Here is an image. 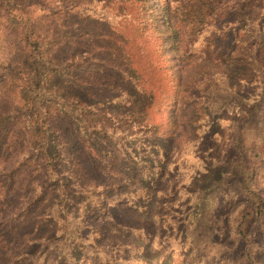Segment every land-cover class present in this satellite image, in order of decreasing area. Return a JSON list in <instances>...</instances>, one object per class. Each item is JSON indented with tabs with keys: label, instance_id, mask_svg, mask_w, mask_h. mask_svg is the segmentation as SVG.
<instances>
[{
	"label": "trees",
	"instance_id": "1",
	"mask_svg": "<svg viewBox=\"0 0 264 264\" xmlns=\"http://www.w3.org/2000/svg\"><path fill=\"white\" fill-rule=\"evenodd\" d=\"M151 2L122 0V15L132 30L127 38L106 39L103 22L94 14L102 15L109 7H94L98 0H0V50L10 64L0 92V264L117 263L115 255H108L111 241H105L109 232L118 231L94 223L110 219L109 225H114L109 214L114 203L98 197L79 199L72 211L64 202H73L78 193L108 189L111 183L105 179L144 186L146 175H153L156 167L160 176L166 175L176 147L170 139L157 142L155 128L160 120L156 113L172 106L165 105L176 79L168 43L177 62L189 55L209 57L217 47L216 34L228 39L230 30L239 29L244 58L240 65L232 64L234 69L247 71L241 79L250 80L248 52L256 50L264 78V0ZM159 17L171 32L167 37ZM226 20L233 25L229 30L220 27ZM62 30L67 41L59 47L53 37ZM72 30H80L82 38L72 37ZM231 54L226 50L220 58L228 61ZM103 59L121 67L103 77ZM124 83L141 96L130 94L140 105L131 122L145 127L146 119V130L153 131L155 142L150 138L146 148L130 140L117 143L115 131L110 134L108 127L98 125L93 114L99 104L91 101L96 95L89 87L106 86L115 93ZM250 216L257 218L246 211L239 224L242 238L248 237L245 221ZM86 228L90 234L83 233ZM247 263L259 264L252 257Z\"/></svg>",
	"mask_w": 264,
	"mask_h": 264
},
{
	"label": "rangeland",
	"instance_id": "2",
	"mask_svg": "<svg viewBox=\"0 0 264 264\" xmlns=\"http://www.w3.org/2000/svg\"><path fill=\"white\" fill-rule=\"evenodd\" d=\"M74 1L89 4L95 0ZM98 2L94 7L101 11L109 7L102 15L97 11L94 14L103 22L106 39L127 38L132 26L122 15V0ZM186 2L183 0V5ZM159 19L160 30L165 37L169 36L171 32ZM230 21H224L220 27L229 30L233 26ZM85 23L87 29H93L91 23ZM235 25L242 26L243 20ZM65 32L53 37L55 45L60 47L67 41ZM81 34L80 30H72L75 39L82 38ZM240 35L239 29L230 30L228 39L216 34L217 47L208 53L209 57L189 55L188 60L180 62L175 60L176 52L168 43L176 79L165 105L169 102L172 106L170 110L163 106L156 113L160 120L155 128L157 142L170 139L168 142L176 147L166 175L160 176L156 167L153 175H146L144 186L104 178L111 183L106 186L108 189L100 188L90 195L78 193L73 202H64L72 211L79 199L98 197L114 203L109 211L114 225H109L110 219L94 223L118 231L109 232L105 241L112 243L108 255L116 256L115 264L129 260H145L148 264H248L250 257L264 264V78L256 50L248 52L250 80L241 79L247 71L234 69L233 65H240L239 60L244 58ZM226 50L232 52L228 61L220 58ZM3 55L6 54L0 50V92L10 72V64ZM104 62L103 77L114 75L121 67L116 61ZM196 80L201 82L193 87ZM96 85L89 87V91L96 95L91 101L99 104L93 113L98 125L108 127L110 134L115 131L117 143L130 140L141 148L145 143L146 148L147 141H153V131L146 130V119L145 127L137 120L131 122L134 110L140 107L131 96H141L125 83L115 93L109 87ZM186 91L188 94L181 102ZM157 162L160 166L161 161ZM246 211L257 218L246 219L248 237L242 238L239 224ZM83 233L90 234V230L86 228Z\"/></svg>",
	"mask_w": 264,
	"mask_h": 264
}]
</instances>
